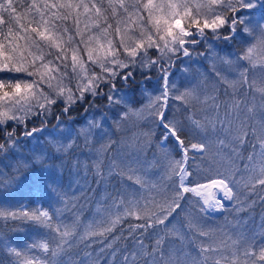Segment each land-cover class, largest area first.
I'll return each instance as SVG.
<instances>
[{"label": "snow or ice", "instance_id": "snow-or-ice-1", "mask_svg": "<svg viewBox=\"0 0 264 264\" xmlns=\"http://www.w3.org/2000/svg\"><path fill=\"white\" fill-rule=\"evenodd\" d=\"M237 37L250 41L242 55L214 58L236 79L213 64L211 89L195 76L182 90L171 83L177 65L189 73L197 46L208 45L195 53L204 57ZM153 68L159 94L130 107L137 70ZM77 107L92 117L61 127L76 123ZM104 108L123 109L116 132L130 118L147 130L113 139L116 132H101ZM45 133L52 157L64 156L70 174H90L98 198L86 224L75 215L53 225L42 207H0L2 220L49 230L24 248L7 246L13 264H264V216L258 232L208 223L228 211L225 201L236 214L264 205V0H0V153ZM88 198L86 188L71 200L65 193L63 203ZM181 210L186 226L176 227Z\"/></svg>", "mask_w": 264, "mask_h": 264}, {"label": "trees", "instance_id": "trees-1", "mask_svg": "<svg viewBox=\"0 0 264 264\" xmlns=\"http://www.w3.org/2000/svg\"><path fill=\"white\" fill-rule=\"evenodd\" d=\"M250 41H241L240 37H237L235 41H229L227 44H223L222 42H215L212 52L209 53L208 56H196L195 53L204 52L208 45L202 44L197 46L193 59L196 61L195 63L190 64V70L200 71L207 70L208 73L211 74H181L179 68L182 65H177L173 70L174 75L171 78V83H174L181 90L186 86V79H191L193 76L196 78L202 77L203 75H207V87L211 89L212 85L216 82L215 72L213 71V64H217L219 59H214L216 57H230L235 59L236 57L243 54V51L247 47V44ZM257 57L261 56L260 53L256 54ZM245 66H247V62H243ZM225 68V67H224ZM218 69L221 71L222 75L228 76V78L236 79L235 75H229V70L227 68ZM217 70V71H218ZM136 88L134 91H128L127 95L129 97V106L132 108H139L141 105L147 102V95L149 93H153V95H158L160 92V87L163 84V80L159 78L155 68L151 70H144V74L141 75L140 71L137 70V74L135 77ZM141 90H143V94H141ZM223 92V88L221 87V93ZM223 99V96H221ZM98 103L103 104V101H99ZM178 106V102L170 101V108L174 109ZM123 109H118L116 111H109L107 108L102 109V112L106 114V119L103 125H109L115 122L118 119L119 111ZM92 116V111L89 113ZM84 113L83 108L77 107L71 113V117L76 121V123H65L61 127L67 129L71 127L73 130L78 129L77 125L83 121L86 115ZM97 118H100V114L97 113ZM63 120L68 121V117H62ZM135 118H133L134 120ZM40 124L39 120H35L28 125L29 128L33 126H38ZM57 124L55 118H51L47 127L49 131H52L53 125ZM135 127L131 128L133 130H147L146 127H143L144 122H136ZM23 129L17 130V135L19 136L20 132ZM58 130V129H57ZM128 131V130H126ZM110 132V131H109ZM114 132V131H111ZM110 132V133H111ZM74 134V133H73ZM119 135L116 132V135L113 136V139L118 140ZM45 134L40 136L37 134V137L27 139L21 138L19 143L16 145L18 148H12L7 150L6 152L0 153V207L5 208H16L20 206H27L29 209H33L36 207H42L43 209H47L53 214L52 223L53 225L60 223H70L75 215H80L81 220L84 224L87 223V216L94 204V200L97 194H93L91 192V188H95L96 185L94 181L89 180L86 181L83 179V170L80 171L79 175L70 174L69 169L67 167H62L61 162L66 159L64 156H60L59 159L53 158L51 153L52 149L47 146ZM102 142V141H101ZM82 147L83 141L79 142ZM81 147H77L75 152H80ZM250 150V149H249ZM21 151L23 155L30 159V153L39 151L43 153V157H45L41 162H46V155L50 154L51 158L50 162H57L58 166H52L49 169V172H41L37 167L41 164L35 165L33 163V167L37 168L36 173L27 172L28 165L25 162H19L18 158L20 155L18 152ZM59 155V154H57ZM247 155V152H245ZM71 157H69L70 159ZM85 156H81L80 159H85ZM15 168L12 167V164ZM12 163V164H11ZM59 171V173H58ZM19 173L27 175L28 183L22 182L19 177ZM58 173V174H57ZM155 175H150L152 179L147 178L149 181H152L156 178ZM38 177L39 188L31 190L28 192L27 187L32 186L31 182L35 184V179L33 177ZM193 179H196L195 177ZM11 181L16 182V185L11 183ZM86 188L89 189V198L86 200H80L77 203L75 208L72 207V203H69L67 206L63 203L65 199V193H67L68 198L71 200L72 197L79 196L81 192H83ZM228 206V211L224 213H219L216 216L210 215L208 218L209 225H217L223 223V225L227 221H230L233 228L241 231H259V224L261 222V216H264V205L257 204L252 210L247 213L236 214L233 212L232 204L230 202L226 203ZM83 205V207H81ZM67 207L68 210H64ZM192 204L186 202L185 208L191 209ZM57 209H60V215L57 217L55 212ZM184 211L181 210L179 213L175 214L171 219V223H173L176 227L186 226V218L184 216ZM239 221V224H237ZM245 221H247L245 223ZM179 223V224H178ZM49 236V230L46 228L37 227L33 223L26 222H12L11 220L5 221L0 219V264H13V258L10 257L7 253L6 241L10 239V246H16L18 248H24L26 245L31 244L33 242L42 241ZM35 254L40 255L42 258L44 253L39 250H33Z\"/></svg>", "mask_w": 264, "mask_h": 264}, {"label": "rangeland", "instance_id": "rangeland-1", "mask_svg": "<svg viewBox=\"0 0 264 264\" xmlns=\"http://www.w3.org/2000/svg\"><path fill=\"white\" fill-rule=\"evenodd\" d=\"M260 11H261V10H259V9L257 10V15L260 13ZM222 66H223V65H221L220 62H218V63L216 64V70H218V69H222ZM223 68H224V66H223ZM224 69H225V68H224ZM155 70H156V72H157V74H158V76H159L158 69H155ZM218 71H219V70H218ZM181 74H211V73H208L207 70H200V71H196V70L193 71V70H190L189 73H181ZM228 74H229V73H228ZM255 75H257V76H260V75H261V72H260V69H259V65L257 66V70H256V72H255ZM195 80H196V81H206V84H207V82H208V80H207V75H203L202 77L196 78ZM151 94L153 95V93H151ZM153 96H155V95H153ZM91 117H92V116H91L90 114L86 115L85 118L83 119V121L77 125V128H79L81 125H83V124H84L88 119H90ZM134 124H135V119L133 120V118H130L128 121L124 122V123L121 125V127H122L123 129H125V131H119V132H117V134L119 135L118 140H120L121 138H125V137L130 136V135H131V132H133V131H140V130H133V131H131V128L133 127ZM51 129L53 130V127H52ZM129 129H130V131H129ZM104 130H108V131H110V132H111V131L116 132L115 122H113V123H111V124H109V125H103V126H102V129H101V132H103ZM126 130H128V131H126ZM96 135L99 136V135H100V132L96 133ZM45 137H48V133H45ZM16 148H18V147L16 146ZM18 154L20 155V158H18L19 162H25V164L28 165V167H26V168H27V172L30 173V176H32L31 173H36L37 168L43 173V172H45V171L49 172V169H51L52 166H54L55 169H56V167L58 166V161H57V162H55V161L50 162V161H49V159L51 158V155H50V154L46 155V160H47V161L44 162V163H42L41 161L38 162V161L36 160V157H37V156H42V155H43V153H41V152H39V151H35V152H32V153L29 154L31 160L28 159V157H26L25 155H23L21 151H19ZM29 160L32 161V162H34L35 165H38V164H41V165H40L39 167H37V168H34V167H33V163H31ZM11 162H12V161H11ZM12 163H14V165H13ZM12 163H11V164H12V167L15 168V162H12ZM0 166H2L1 163H0ZM58 173H59V171H58ZM58 173H57V174H58ZM18 175H19V177H21L20 180H21L22 182H25V183H28V182H29V181H28V178H27V177H28L27 175H25V174H21V173H19ZM26 176H27V177H26ZM33 178L35 179V184L33 183V181L31 182V185H32V186L27 187L28 192L31 191V190H34V189H37V190H38V188H39V186H40L39 181L37 180L38 177L35 176V177H33ZM147 178L152 179V177H151L150 175L147 176ZM147 178H146V179H147ZM11 183H13V181H11ZM14 184L16 185V182L13 183V186H14ZM218 195H221V194H218ZM97 198H98V194L96 195L95 200H94V204H93V206H92V208H91V210H90V212H89V214H88V216H87V222L92 218L93 210L95 209V206H96L95 201H96ZM225 203H228V202L225 201ZM0 204H1V202H0ZM184 214H185V213H184ZM217 214H219V213H211L210 215L216 216ZM184 216H185V215H184ZM171 224H173V223H171ZM178 224H179V223H178ZM220 225H223V223H220V224H217V225H210V226H212V227H219ZM224 225L226 226V228H227V230H228L229 232L236 231V229L233 228V226H232L231 223H230V224H226V223H225ZM219 238H220V237L217 236V239H219ZM9 241H10V239L7 240V241L5 242L6 245H8V246H10Z\"/></svg>", "mask_w": 264, "mask_h": 264}]
</instances>
